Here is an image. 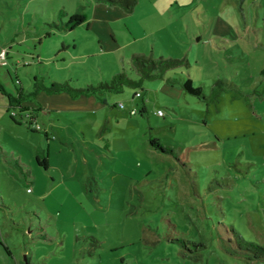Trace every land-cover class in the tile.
I'll return each mask as SVG.
<instances>
[{
    "label": "rangeland",
    "instance_id": "obj_1",
    "mask_svg": "<svg viewBox=\"0 0 264 264\" xmlns=\"http://www.w3.org/2000/svg\"><path fill=\"white\" fill-rule=\"evenodd\" d=\"M155 1L116 25V42L90 45L85 26H62L95 0H0V49L12 55L0 65V264H264L235 251L231 231L264 245V16L256 6L188 0L166 14L175 24L171 35L157 32L156 55L185 58L169 75L189 76L200 97L177 82L167 93L161 78L77 96L49 89L58 80L98 85L118 71L138 78L128 56L153 35L133 40L126 25L162 10ZM217 15L232 37L211 36ZM22 51L40 58L20 64ZM26 110L38 113L32 124ZM150 134L172 153L152 147Z\"/></svg>",
    "mask_w": 264,
    "mask_h": 264
},
{
    "label": "crops",
    "instance_id": "obj_2",
    "mask_svg": "<svg viewBox=\"0 0 264 264\" xmlns=\"http://www.w3.org/2000/svg\"><path fill=\"white\" fill-rule=\"evenodd\" d=\"M142 1H143L142 4L146 5L145 6L146 9H148V5L153 7L156 4V1L153 4L152 0H137V3L134 5L133 9L128 11L118 4H110V3L105 2V1L103 2L102 0H99V1L95 0V2H93L90 6V13L85 15L86 20L83 23L77 25L76 27L85 26V28L87 30V33H86L87 43L90 45H95L96 43H99V45H101V43H105V42L112 40V39H113V42H116L117 38H118L117 35H119V32L116 33V31L122 30V28L119 29V27H116V25L119 24L120 21H122L124 19L133 17L134 11L138 8V5H140ZM186 1H188V0H157V7H158V5L159 6L162 5L161 6V7H163L162 10H160L159 7L157 9L148 10L142 18H139L137 21H131V23H132L131 25H126L127 30L131 34L134 35L133 40L144 39V38H148L149 35L150 36L153 35V39L151 41H148V42L145 41V45L143 46V49H134L131 51V54L128 56V60H127V61H129L130 64H131V57L135 53L150 55L154 58H157L160 56L169 57V56H167V54H161L159 56L156 55V51L154 49V45L156 44L155 36H157L156 34L158 31L165 30V29L168 30L167 33L169 35H171L169 26L170 25L174 26L175 18L173 19L171 16H168L166 14H168L169 12H173V11L179 12L177 8L187 5V3H190V2H186ZM194 1H196L198 3V1L200 2L202 0H194ZM228 1L233 2V0H228ZM245 1L249 5V7L253 5V6H256V9L258 8L257 9V12H258L257 15L258 16H261L262 14L264 16V10H263L264 9V0H234L235 3L240 4V8H242V9H244L243 7H241V6H243L242 3ZM260 9L263 10L262 11L263 13L260 12L261 11ZM209 22H210L209 27L211 28V32H212L211 36L219 37L222 35V36H231L232 37V34H234V29H233L232 25L229 23V20L227 18H224L220 15H217L215 17H212ZM149 24H151V27H148ZM184 26H185V22L183 21L181 24V27H184ZM75 28H73V29H75ZM73 29H71V30H73ZM140 29L142 31L141 33L138 32V31H140ZM120 34L122 35L121 32H120ZM177 34H178V32H177ZM35 38H37V37L35 36L34 38L31 39V41L34 42ZM115 49L116 48H114L113 50H115ZM1 50L6 51V63L3 64L0 62V65H4V66L9 65L8 59H10V57L12 56L9 53L10 51L7 48L0 49V52H1ZM21 54H22V56L18 60V63H20V64H30L32 62L31 60L36 59V58H37V60H39V58H40L38 54L36 56H34V54L32 52L22 51ZM28 55H30L32 59ZM56 56L57 55H55L53 57H56ZM26 57H28V58H26ZM53 57H51V55H49V58H53ZM169 72H171V71H168L167 75H169ZM185 78H187V77H184L182 79H185ZM179 79L182 80L181 78H179ZM100 81H102V80H100ZM171 84L172 83H170L164 79V83L161 86V89L167 93H170L171 91L169 90L170 89L169 86ZM61 96L64 97V94H62ZM19 106L22 107V109H24V108L28 109L26 105L20 104ZM34 110H35V108H34ZM26 111H28L27 113H29V115L32 117L31 120L36 119V117L38 116V113H36L37 111L35 113L29 112V110H26Z\"/></svg>",
    "mask_w": 264,
    "mask_h": 264
},
{
    "label": "trees",
    "instance_id": "obj_3",
    "mask_svg": "<svg viewBox=\"0 0 264 264\" xmlns=\"http://www.w3.org/2000/svg\"><path fill=\"white\" fill-rule=\"evenodd\" d=\"M108 2L110 4H118L122 6L124 9L130 11L133 9L134 5L136 4L137 0H102ZM86 20V16L84 12H75L69 15L68 20L62 26L65 29L71 30L75 28L77 25L83 23ZM58 27H60L58 25ZM185 62V58H176V57H157L154 58L150 55L145 54H138L135 53L131 57V65L134 70L138 74V78L130 77L124 71L116 72L112 75V77L108 81H100L98 85L89 84L85 87H71L69 82L67 81H53L51 86L49 87L50 90L53 91H66L69 92L72 96H77L80 94H90L95 93L98 90L104 91H122L125 86H132V87H139L142 84L143 79H154V78H161L165 79L166 81L172 83L177 82L182 87V90L196 95L198 97L203 95L202 87L201 86H194L190 77L180 80L176 77H169L167 72L175 68L176 66L180 65L181 63ZM219 93L215 89L213 94ZM217 95V94H216ZM11 96V95H10ZM22 96V92L19 91L17 103L20 105L21 102L19 98ZM11 102V99H10ZM25 109V108H24ZM143 112H147V109L144 107ZM28 115L29 124H32V117ZM149 144L158 149L162 152H170L172 153V148L168 145H165L158 137L153 136L152 134L148 137ZM36 160L39 164L47 166L48 160L45 154V151L38 148L36 153ZM20 167V172H26L24 169ZM24 174V173H23ZM25 175V174H24ZM233 232V236L235 238L236 247L238 250L237 252H241L245 255V260L247 262L256 261V260H264V245L258 244L253 241H246L244 238L237 232L235 229H231ZM180 240V239H176Z\"/></svg>",
    "mask_w": 264,
    "mask_h": 264
},
{
    "label": "built area",
    "instance_id": "obj_4",
    "mask_svg": "<svg viewBox=\"0 0 264 264\" xmlns=\"http://www.w3.org/2000/svg\"><path fill=\"white\" fill-rule=\"evenodd\" d=\"M0 62L1 63H3V64H5L6 63V51L5 50H1V52H0ZM135 95L136 96H140L141 95V92L139 91V90H137L136 92H135ZM119 106L120 107H123L124 105H123V103H119ZM130 113L131 114H135L136 113V110L134 109V108H132L131 110H130ZM158 113H162V111L159 109L158 110ZM33 123V122H32Z\"/></svg>",
    "mask_w": 264,
    "mask_h": 264
}]
</instances>
